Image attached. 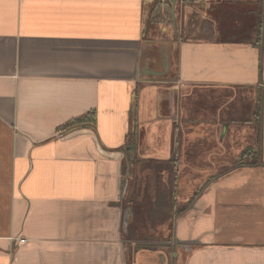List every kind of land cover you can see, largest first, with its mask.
<instances>
[{"label":"crops","instance_id":"crops-1","mask_svg":"<svg viewBox=\"0 0 264 264\" xmlns=\"http://www.w3.org/2000/svg\"><path fill=\"white\" fill-rule=\"evenodd\" d=\"M0 264H264V0H0Z\"/></svg>","mask_w":264,"mask_h":264},{"label":"rangeland","instance_id":"rangeland-1","mask_svg":"<svg viewBox=\"0 0 264 264\" xmlns=\"http://www.w3.org/2000/svg\"><path fill=\"white\" fill-rule=\"evenodd\" d=\"M261 5V4H260ZM255 7V5L254 6H252L251 4H248L247 5V7H243V8H238L237 10H242V11H245V10H249V9H253ZM225 10V9H224ZM224 10H220V11H218V15H220L219 13H223L224 12ZM234 10H236V9H234ZM237 19L238 18H236V19H232L231 20V22H230V24H229V26H233V28H236L237 26H236V21H237ZM244 21H246V22H249V23H252L253 21H251L249 18H242ZM240 22V21H239ZM167 23H169V22H167ZM170 25H172V24H170ZM250 35V34H249ZM249 35H246L245 37L246 38H248L249 37ZM166 36H170V34H167ZM231 36V35H230ZM172 38H174L173 36H172ZM154 51L156 52V53H152V55H153V62H154V65L155 66H163V65H166V64H169V63H171V58H173V55H169V53H166L167 52V47H165V46H163L162 44H156V46L154 47ZM257 92V91H256ZM259 93V92H258ZM258 93L256 94V96L255 97H257V95H258ZM201 173H203L204 174V176H205V174H206V176H207V174H209V172L210 171H207V173H205V170H202V171H200ZM214 173H218L219 171H217V170H214L213 171ZM204 181V180H203ZM205 188V185H202V184H200L199 185V191L198 192H200L202 189H204Z\"/></svg>","mask_w":264,"mask_h":264},{"label":"trees","instance_id":"trees-1","mask_svg":"<svg viewBox=\"0 0 264 264\" xmlns=\"http://www.w3.org/2000/svg\"><path fill=\"white\" fill-rule=\"evenodd\" d=\"M262 5V4H261ZM261 5H260V7H261ZM258 9H260V8H258ZM257 9V12L259 13V21H258V19H257V17H256V23H259V25H258V27H257V29H256V31L259 33L258 34V39L257 40H260V35H261V29H262V23H261V12H262V7H261V9H260V11ZM255 26H257V24L255 25ZM224 36H226V35H224ZM85 121V119L84 118H79V119H77V120H75V121H71L69 124H68V126H72V125H74V124H76V123H82V122H84ZM249 155H252V151H249L248 150V152H245L244 154H242L239 158H238V160H237V166H242V165H244V164H249V163H252V161H249V159L247 158ZM191 203V202H190ZM189 203V204H190Z\"/></svg>","mask_w":264,"mask_h":264},{"label":"water","instance_id":"water-1","mask_svg":"<svg viewBox=\"0 0 264 264\" xmlns=\"http://www.w3.org/2000/svg\"><path fill=\"white\" fill-rule=\"evenodd\" d=\"M128 214H129V212L127 211V212H126V215H125V218H124V220H125V224L128 223Z\"/></svg>","mask_w":264,"mask_h":264}]
</instances>
